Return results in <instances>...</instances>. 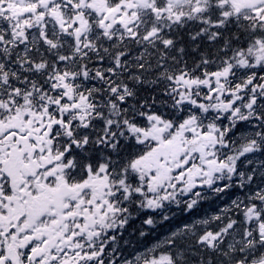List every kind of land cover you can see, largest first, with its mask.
<instances>
[{
    "label": "snow or ice",
    "instance_id": "obj_1",
    "mask_svg": "<svg viewBox=\"0 0 264 264\" xmlns=\"http://www.w3.org/2000/svg\"><path fill=\"white\" fill-rule=\"evenodd\" d=\"M0 264H264V0H0Z\"/></svg>",
    "mask_w": 264,
    "mask_h": 264
}]
</instances>
